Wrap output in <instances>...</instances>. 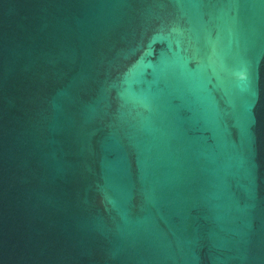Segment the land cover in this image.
Returning <instances> with one entry per match:
<instances>
[{"label": "water", "instance_id": "1", "mask_svg": "<svg viewBox=\"0 0 264 264\" xmlns=\"http://www.w3.org/2000/svg\"><path fill=\"white\" fill-rule=\"evenodd\" d=\"M0 264H264V0H0Z\"/></svg>", "mask_w": 264, "mask_h": 264}]
</instances>
